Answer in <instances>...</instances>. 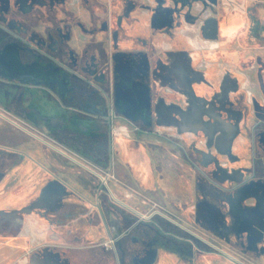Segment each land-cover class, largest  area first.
Returning a JSON list of instances; mask_svg holds the SVG:
<instances>
[{
	"label": "flooded vegetation",
	"instance_id": "obj_1",
	"mask_svg": "<svg viewBox=\"0 0 264 264\" xmlns=\"http://www.w3.org/2000/svg\"><path fill=\"white\" fill-rule=\"evenodd\" d=\"M154 1L146 0V3L147 5H153ZM79 3L80 0H0V59L2 50L9 44H14L19 49L22 60L28 63L35 59L42 68V72L37 76V82L41 84L38 87L16 82H7L4 86L0 85V116L6 119L9 118L25 126L31 132L35 131L33 133L36 135L31 134L8 119L12 124L10 132L12 136H9L19 139L17 142L24 143L28 141L20 139L25 134L32 136L35 142L38 143L36 150L47 159L43 162L42 159V161H39V159H33L27 154L17 152L15 147H13L17 142L12 143L6 137L0 143V173L3 174L9 169L12 170V167L17 165L13 169V177L19 178L23 173L21 171L23 163L31 159L33 164L42 167L50 175H57L55 172L57 171L69 174L70 176L73 174L83 176L87 172L92 177L99 179L97 174L87 171L84 165L75 160L82 161L84 159L92 166L98 168L102 173L109 174L108 187H110L109 182L113 180L114 187L116 184H120V188L123 189V177L126 175L132 178V175L130 169L122 159L121 162L128 174L124 173L120 174L121 176H117L114 172L113 166L115 163L112 152V141L119 136L113 135V128L126 130L129 135L128 139H132L134 143L139 142V136L146 133L145 128L149 127L151 122L156 121L155 115L150 112V96H147V94L149 95L148 92H150L151 84L153 87L156 84L153 78L156 79L157 76L162 77L163 74H165L166 78H170L174 72L181 74L185 78L188 67V63L186 62L187 57H184L186 60L179 61L178 57L182 54H176L171 56L169 65H166L164 68H157L154 67L153 61H151L150 56L146 52H138L127 57L122 52H117L115 55L111 53L113 62H116V59L118 60L115 63L116 72L114 73L116 91L111 93L108 72L101 68L97 57L100 55L99 57L102 58V55H104L105 62H108L107 52L103 45L104 40L98 39L93 41L97 44V48L94 51L88 47L92 44V38L103 33V31L106 32L109 23L107 18L108 12L106 9L98 12L86 7L81 13H78L76 6ZM210 4L212 5L213 3L210 2ZM65 5L72 6V10L69 9L68 11L64 8ZM34 9H37L42 14L43 12L47 14V18L41 20L42 23L38 24L37 29L39 31L37 32H32L24 19H19V17L32 13ZM127 10H123V14ZM101 14H104V18L100 20L95 18L96 16H101ZM48 22L49 24L44 27L43 24ZM115 22L120 24L121 19H116ZM139 26L142 30L151 31V28L146 23H140ZM120 28H118V32L121 31L122 28ZM111 39H113L112 46H116L118 42L114 34ZM75 42L80 45L85 44V46L80 51H77L75 46L72 45ZM130 44H135V41L129 40L128 45ZM138 44L145 47V37L141 38V40L139 39ZM185 44L186 46H192V43L188 41H185ZM211 46L215 45L211 44L208 47L212 52L219 49V45L213 49ZM194 49L197 51L196 54H200V50H202L200 47H194ZM215 55L212 54L213 60L216 59ZM199 68L206 69L207 65L202 63ZM231 69L233 70L229 65L223 68L222 78L218 83L214 82L213 79L214 76L218 75L215 73V69L211 68L202 72V74L197 76L195 91L203 93L204 88L211 89L209 97L211 103H214L218 101L220 96L219 91L222 93L223 90L236 89V100L234 102L237 103L236 106L238 108L234 110L236 106H230V111H234L231 112V115L236 117L238 116V111L248 113L245 104L246 102L249 103V90L246 89L248 84L244 82L242 74H238ZM244 97L245 100L243 101ZM172 125L175 126L173 123ZM179 127H185L184 122ZM258 133L264 135V131L262 132V130H258ZM131 135L135 136L132 137ZM254 135L250 136L253 140ZM167 143L168 147H163L161 148L162 150L172 149L171 143L176 144L180 148L181 155L191 163L197 173L213 174L216 180L224 182L218 185V193L224 196L226 195L224 190H228L226 192L228 197L226 196L223 199H220L217 192L213 193L210 190L211 193H208L209 195L207 196L211 200L216 201L220 206H224L221 210L227 223V228L221 226L213 233L215 236V243L213 244L215 250L214 252L208 251L207 254L227 255L239 264L235 258L227 254L218 245V242L232 245H236L238 242H245L248 250L256 249L257 252L261 251L264 258V236L262 234V229H264V190L256 188L252 181L254 178L264 180L262 176L257 175L258 172L255 167L257 161H263L264 159L260 155L261 153L264 154V143L260 142L262 144H260L262 146L260 148L261 151L260 153L256 152L258 158L254 155L253 161L255 162H253V166L252 164H248L247 166L246 159L248 156L246 153L244 167L252 168L245 171V178L239 184L230 181L231 178L237 177L235 175L237 170L226 172L229 164L234 162L235 157L222 158L225 159V162H221L220 157L213 154V156L205 154V151L211 153L218 150V148L220 149L215 140L208 139L205 141L204 146L196 145L195 140H192V148L197 153H193L192 149L186 150L175 138L168 139ZM241 144L245 145L246 152H248L249 148L247 144H244V141ZM200 151L204 152L203 158L207 164H212L217 160L221 162L222 167L225 168L223 169L218 165L221 169L219 171L221 176H217L216 173L211 172L212 169L203 167V163L200 164V161L198 162L190 157V152L196 155L200 154ZM148 153L153 164V171L157 172L161 170V167L157 164L159 162H156L153 158L154 154L152 153L154 151L152 147H150ZM196 156V158H201L200 155ZM98 158L104 159L100 160ZM244 167L240 170H245ZM248 172H251L250 175ZM247 177H249L248 181ZM32 179V177L27 178L29 182ZM71 179L75 181L77 186H84L83 179H75L73 177ZM63 181L65 180L63 179ZM3 185L4 183L0 186V190H2ZM102 189L101 186L95 191V200L100 205L105 203L110 207L109 210L107 209L103 213L102 220L107 226L111 225L110 227L113 230L117 229L115 233L118 238L114 250L102 249L103 253L107 256L106 263L104 264H172V261L166 260L163 255L168 253L175 256L174 263L176 264H203L204 250L192 238L176 235L153 219L147 221L136 219L133 213L123 209L124 212L117 208L118 206L115 207L116 205L106 197H109V192L102 191ZM110 189L112 188L110 187ZM15 195L23 197L22 194ZM104 197L105 199H103ZM24 199L29 206L38 204V202L34 201L30 203V199L28 198ZM227 204L232 207L235 206V209H229ZM77 206L81 207L84 204L68 200L61 209L52 211L57 216L55 222L61 224L62 228L72 230V228H67V220L75 219L77 213L74 209ZM86 206L91 208L92 204H87ZM185 209L186 206L182 212ZM175 210H173L174 214L168 211L165 212L175 217V214H180L177 213V209ZM34 212H40L39 219L44 222L43 217H46L44 210H34ZM152 212V214L157 213L156 209L152 210ZM115 213L118 214L117 217L114 216L116 215ZM254 213H257L258 216H253ZM112 215L114 218H117V226L113 225ZM163 217L174 222L167 215H163ZM235 222H238L237 226H235ZM239 222L251 225L253 232L251 239H249V235ZM253 226L257 227L260 231H256ZM99 229L100 225L98 224L90 225L85 229V234L95 239V235L99 233ZM92 230L96 231V234H93ZM186 232L188 236H195V240H202L200 235L190 230H186ZM254 233L259 238L257 246L253 245L256 243ZM76 234L74 232L68 235L71 240H69L70 244L75 243ZM68 236L64 238V242L68 241ZM241 238L243 241H240ZM261 241L262 244L260 245ZM66 249L69 248L57 246V249H54L53 252L50 250L40 251L32 257L31 263L38 259V264H44V256L48 252L59 256L66 263L73 262L71 257L65 253ZM34 264L36 263L34 262Z\"/></svg>",
	"mask_w": 264,
	"mask_h": 264
},
{
	"label": "rangeland",
	"instance_id": "obj_2",
	"mask_svg": "<svg viewBox=\"0 0 264 264\" xmlns=\"http://www.w3.org/2000/svg\"><path fill=\"white\" fill-rule=\"evenodd\" d=\"M210 2L213 4L211 5ZM71 7L70 5L64 6L68 11L69 9L72 10ZM76 7L78 13H81L86 7L97 10L98 12H102L103 9H106L108 12L107 18L109 23L106 32L103 31V33L92 38V44L88 47L90 50L94 51L97 48V44L93 41L98 39L104 40L103 45L107 52L108 62H105L104 55H102V58L99 57L100 55L97 57L101 68L108 72L111 93L116 91L114 73L116 72L115 63L118 62L117 59L116 62H113L111 53L115 55L117 52H122V54L127 57L138 52H146L150 56L151 61H153L154 67L157 68H164L166 65H169L171 56L175 54H182L187 57L189 65L185 78L176 72L172 73L170 78H166L164 76L165 74H163L162 77L157 76L156 79L153 78L156 84H154V87L151 84L150 92H148L149 95L147 94V96H150V112L155 115L156 121L151 122L149 127L145 128L146 133L139 136V142L134 143L132 139L126 138L129 141V143H127V150L132 155L143 153L150 160L148 151H150V147H152L154 151V153H152L154 154L153 158L156 162H159L157 164L161 167V170L158 171V180H160L158 182L166 186V189L170 187L171 190L168 192L165 191L166 189H162L165 192V197L163 195L159 197L157 195H150L146 190V186L149 184H143L140 174H137L135 167L132 166V178L126 175L123 177V189L120 188V184H116L114 187L113 180L109 182L114 194L117 195L119 199L123 200L127 206L123 208L120 204L115 203L110 196L106 197L116 205L115 207L118 206L117 208L120 210L124 209L125 211L127 210L133 213L136 219L140 221L153 219L161 223L165 229L172 231L176 235L192 238L206 252H214L215 249L213 244L215 243V236L213 233H209L205 230L199 232L196 229H192V225L186 223V218H184L181 213L185 206L195 202V199L203 196L202 192H204V187L207 188L208 191L210 190L213 193H218V185L224 182L218 181V179L216 180L213 174L197 173L191 163L181 155L180 148L176 144L171 143L173 146L171 147L172 149L166 151L161 148H167V140L175 138L186 150L192 149L193 153H197L195 152L196 150H193L191 141L195 140L196 145L204 146L205 141L209 139L207 130H216L215 132L217 134L219 132L222 133L224 142L228 141L229 136H231L233 132L230 125L227 124L224 126L225 129L217 128L220 124L222 125L226 122L227 109L224 105L218 107L211 103L209 97L212 91L211 89L204 88L203 93L195 91L197 76L213 68L215 69V73L218 74L214 76L213 79L214 82L218 83L222 78L223 68L229 65L236 73L242 74L244 82L249 84L247 80L250 79V86L253 87L256 85L254 79L252 80L251 72H260L264 70V32L260 17V13L264 9V0H155L153 5H147L146 0H80V3ZM125 9L128 10L123 14V10ZM46 15V12L42 14L38 12L37 9H34L32 13L19 17V19H24L26 25L32 32H37L39 31L37 29L38 24H41V20L47 18ZM77 16H79V14H77ZM95 18L100 20L104 18V14L96 16ZM116 19H121L120 24L115 22ZM140 23L149 25L151 31L142 30L139 26ZM47 24H49V22L44 23L43 26L45 27ZM119 27L122 29L120 28L121 31L118 32L117 30ZM218 29L225 34H231V36L223 38L222 34L218 32ZM113 34L118 42L116 46H112L113 39L111 38ZM143 37H145V47L138 44V40H141ZM129 40H134L135 44L128 45ZM185 41L192 43V46H186ZM207 41H209L208 44L206 43ZM211 44L215 45L211 46L212 49L216 48L217 45H219V49L213 52L210 51L208 47ZM72 45L75 46L77 51H80L85 46V44L80 45L76 42ZM193 45L194 47L202 48L200 54H196L197 51L194 49ZM212 54H216V59L213 60ZM202 63L207 65L206 69L199 68ZM252 98L255 103L256 97L253 96ZM159 100H163L164 102L160 104L158 102ZM244 100L245 97L243 98V101ZM171 114L174 118H177V120L182 123L184 122L186 127L184 131H180L170 124ZM254 118L256 119L250 118L248 121L244 122V126L240 133L247 138L248 148L250 147V143H253L255 148L254 155L258 158L256 152L260 153V148L262 147L259 139L264 136L258 133V130L264 131V121H257L258 117H256V115H254ZM255 131L257 132L255 133ZM251 133L255 134L254 140L253 138L251 139L252 142H250ZM1 136H3V134H1ZM131 136L134 137L135 135ZM213 136H215V134ZM6 137L10 139L12 143L19 140L15 139V137L11 138L9 135ZM20 140L28 141L26 143L28 147L25 149L27 151L30 149V154L37 156L34 149L38 148V143L35 142L32 136L25 134ZM123 147L124 143L122 141H118L116 138L113 139L112 152L115 163L113 167L117 176H121L120 174L124 173L128 174L121 162L122 157L120 153ZM248 151L250 153V150ZM203 153L204 152L200 151V154L196 155H200L201 158H196L197 156L190 152V157L198 162L200 161V164L203 163V167L209 168L210 170L212 169L211 172L216 173L217 176H221V174H219L221 169L218 168V164H207L203 158ZM260 155L264 157L263 153ZM250 156L251 154H249L246 159L247 166L248 164H252L253 166V162H255ZM30 157L32 158V156ZM103 159L104 158L100 160ZM220 160H222L221 162H225V159L221 158ZM39 161L42 160L39 159ZM82 162H85V160L82 159ZM154 166H156V164H154ZM16 167L17 165L12 168L15 169ZM255 167L258 172L257 175L264 178V159L263 161H257ZM151 168L153 169L152 163ZM13 169H9L3 174L0 173V186L4 183L2 190H0V196H5L8 193L22 194L23 199H30V203L32 201L38 202L36 207L42 208L46 213V217H43L45 227H40L39 232H46L45 235L47 236H45L43 240L34 239L33 230L37 222L30 216L27 235L28 247L26 252L20 257L16 255L10 256L6 260V263L8 260H11L12 264H20L21 262L31 264V259L36 253L43 250H50L53 252L54 249H57V246L52 245V242H50L52 241L51 237L54 233H62L65 238L70 233L74 232L77 233L75 236V243L70 244L71 240L69 236L67 237V242H64V238L61 240L62 245L69 248L66 249L65 253L71 257L73 262L78 264L106 263L107 256L102 251V242L99 246H96L92 236H87L85 234V229L88 228V226L101 224L103 213L107 210L106 206L97 207V205H94L95 191L103 185L100 178L98 177L99 179H97L92 177L87 172L83 176L73 174L71 177L83 179L84 186L80 187L74 184L71 178V180L68 179L69 183L63 181V178L68 177L61 172L55 171L57 175H50L49 172L42 167L33 164L31 159L23 163L21 169L23 173L21 177H13ZM245 171H247V169L243 171H238L237 169L235 174L237 177L231 178L230 181L237 184L242 183V179L245 178ZM250 173L248 172L249 175ZM28 177L33 178L31 182L27 180ZM248 178L249 177H247V181ZM150 181L151 183L148 189H152L151 186L157 184L152 178ZM252 181L256 188L264 190V180H257L254 178ZM114 183L116 182L114 181ZM117 188L120 189V193L117 192ZM224 191L226 194L224 196L218 193L220 199L226 196L228 197L226 193L228 190ZM208 193L209 192L205 193L206 196L209 195ZM103 199H105V197ZM68 200H74L78 203L92 202L91 208L88 206H86L87 208L83 206L75 207L74 210L77 216L75 219H68L66 225L67 228H72V230L62 228L61 224H57L55 222L57 216L52 212L61 209ZM131 208L134 209L135 212H133ZM154 209H156L157 213L152 214V210ZM175 209H177V213L180 214H175L176 216L174 217L169 213L174 214L175 212L173 210ZM32 214L35 216L37 215L34 213ZM117 215L118 214L114 216L117 217ZM142 215H145V217ZM163 215H167L174 222L167 220ZM253 216L257 217L258 214L254 213ZM116 219L117 218L113 217L112 221L113 225L117 226ZM187 229L200 235L202 240H195V236H188L186 232ZM109 231L115 233L117 229L113 230L112 227H109ZM91 232L96 234V231L92 230ZM262 234L264 236V229H262ZM89 235L91 234L89 233ZM240 241H243V239L241 238ZM261 244L262 241L260 245ZM1 245L2 243L0 242V246ZM218 245H220L227 254L235 258L239 264H264L262 252H257L256 249L248 250L245 242H238L236 245L218 242ZM5 256L6 254L4 251L1 250L0 263L3 258H6ZM218 256L224 257L223 259L227 263L237 264L235 261L228 258L227 255V257L222 254H218ZM219 261V258L216 259V264H224V262ZM4 262L5 260L2 263ZM9 263L10 262L7 264Z\"/></svg>",
	"mask_w": 264,
	"mask_h": 264
},
{
	"label": "crops",
	"instance_id": "obj_3",
	"mask_svg": "<svg viewBox=\"0 0 264 264\" xmlns=\"http://www.w3.org/2000/svg\"><path fill=\"white\" fill-rule=\"evenodd\" d=\"M260 17H261V25L263 27V32H264V9L261 11ZM218 32L222 34L223 38H227L231 36V34L228 35V34L223 33V31H221L220 29H218ZM208 42L209 41H207L206 43L208 44ZM216 44H219V43H216ZM184 57L185 56L180 55L178 57L179 61L186 60ZM0 60H1L0 61V85L2 84V86H4L7 84V82H16V83H21L25 85H31L33 87H38L39 85H41L40 83L37 82V76L39 75V73L42 72V68L40 64L37 61H35V59L31 60L28 63L22 60L20 53H19V49L17 48L16 45L9 44L8 46H6L2 50ZM186 62L187 63L189 62L188 59L186 60ZM251 77H252V80L254 79L256 85L254 84L255 86L253 87L250 86L251 80L248 78L249 80L247 81H249V84L247 83L248 86L246 89L249 90L248 91L249 103L246 102L245 104V108L248 111V113L247 112L243 113L242 111L241 112L238 111V116L235 117L231 115V112H234V111H230V106L237 105V103L234 102V100H236L235 99L236 98L235 94L237 93L236 89H232L228 91L223 90L222 93L219 91L218 93L220 96L218 98V101H215L214 103H212L213 105L218 106V107H221L222 105H224L227 109L226 122H224V124L222 125L220 124L217 128L225 129L224 126L228 124L230 125L233 132H232V135L229 136L228 141L224 142L222 133L219 132L217 134L215 132L216 130L215 131L207 130L209 134V139L215 140V143L217 144L218 147H220V149L218 148V150L211 152V153L209 151H205V154L207 156L213 154L220 158H234L235 157L234 162L229 164V167L227 168L226 172L230 170L231 171L237 170V169L238 171H241L240 169H242L245 166L244 162L246 159V153H247V156L251 154L250 156L251 159L254 158L255 148L253 146V143H250V147L248 149L250 150V153L249 151L246 152L245 145L241 144L243 141H244V144H248L247 139L244 138L243 135L240 133L242 127L244 126V122L248 121L250 118L256 119L254 118V115L258 117L257 121H264V70L260 72H257V71L251 72ZM253 96L256 97L255 103L252 100ZM158 102L162 104L164 101L159 100ZM237 108L238 106H236L234 110H237ZM158 122H161V121H158ZM172 123L180 131H184L186 128V127H179V126H182L181 121L177 122V118H174L173 115L171 114L170 124ZM11 126L12 124L8 121V119L0 116V143H2V139H5L7 135L12 136L10 134L12 130ZM1 134H3V136H1ZM214 134L215 136H213ZM153 139H156V138H153ZM251 139L252 138L250 137V142H252ZM125 140H128V139H125ZM239 141L241 142L239 143ZM260 142L264 143V136L260 138ZM13 147H15L17 152L27 154L28 156L30 154V149L28 151L25 149L28 146L24 142H17L16 145H14ZM34 151L37 153V156L30 154V156H32L33 159H42L43 162L47 160L46 157L42 155L41 153H39L36 149H34ZM140 156L142 158L144 157L148 166L150 165L148 167L149 176H151L152 179L157 182L156 185L154 184L155 186H152L153 190L148 189V188L146 190L148 191L150 195H153V196L157 195L158 197L160 195H163L165 197V192L162 189H166V186L159 184L158 181L160 180H158V171L157 172L153 171V169L151 168V162L150 160H148L149 158H147L145 154L143 153L139 155L133 154L131 163L129 162L126 163L123 157H122V161L128 166V168L130 169V172L132 173V166L136 167L137 161L138 162L141 161ZM215 163H218V165H220L221 167L223 166L219 160H217L213 164ZM244 168L245 170L246 169L249 170L250 167L249 168L244 167ZM65 175H67L68 178H63V179L65 180V182L69 183L68 179H70L71 176L69 174H65ZM73 183L76 184L75 181H73ZM119 190L120 189H117L118 193H120ZM169 190H171L170 187H168L165 191L169 192ZM206 192L211 193L210 191H208L207 188L204 187V192H202L203 196H201L200 199H196L195 202H192L189 205H187L185 211L182 212L181 215L184 216V218H186L185 221L188 225L189 224L192 225V229H196L199 232L205 230L209 233L210 232L215 233V231L218 230L219 227L221 226H224L227 228V225H226L227 223L224 218V214L221 210L223 209L224 206L222 205L220 206L219 204L216 203V201L208 198L205 194ZM83 204H84L83 207H85L87 204L89 205L92 204V202H86ZM94 205H97V207H100L101 205L102 207L106 206L108 210L110 208L105 203H102L100 205L99 203H97L96 200H95ZM36 206L37 205L29 206L27 204V201L23 199L21 195H15L13 193H9L5 196L0 197V242L2 243V245L0 246V251L3 250L4 253L6 254L5 256L6 258H3L0 264H7L8 262H10L9 264H12L11 260H8V262L6 263V260L10 256L16 255L20 257L21 255H24V252H26V249L28 247L27 235H28V228H29L28 225H29L30 216H32L34 220L37 222L36 223L37 225L35 229L33 230L34 239L43 240V238L46 236L45 235L46 232H43V233L39 232V228L43 226L45 227V225H44V222L39 219L40 212L38 213L34 212V210L41 211L42 208H37ZM227 207L229 209L231 208L235 209V206L232 207V206H229V204H227ZM32 213H35L37 215L35 216ZM250 213L252 214V212ZM190 216L191 217L193 216V217L191 218ZM234 224L235 226H237L238 222H235ZM239 224L242 226V228L246 230L247 234L249 235L248 236L249 239H251L253 236L251 225L249 223H244V222H239ZM109 227L110 226H107L103 220L101 221L99 233L95 235V239H94V243L96 246H99L101 242L103 243L110 236L116 235V233L109 231ZM254 229H256V231L258 230L257 227H254ZM259 231L260 230H258V232ZM254 234L256 237V241H255L256 243L253 245L257 246L259 242V238L256 233ZM63 238L64 237L62 233H56V234L54 233L53 237H51L52 241L50 242H52L51 243L52 245L61 247L63 246L61 243V240H63ZM203 253L205 254V256L202 259L203 264H216L215 260L218 258L220 260L219 262H224V264H230V263H227L223 259L224 257L218 256V254L210 255V254H207L205 250ZM163 255L165 256L166 260L172 261V264H176L174 263L175 256L173 254L168 253V254H163ZM4 260L5 262L2 263ZM43 261H44V264H78L75 262L66 263L59 256L55 254H51L50 252H48L44 256ZM34 262L36 264L39 263L38 259L32 261L31 264H34ZM20 264H27V263L21 262Z\"/></svg>",
	"mask_w": 264,
	"mask_h": 264
},
{
	"label": "built area",
	"instance_id": "obj_4",
	"mask_svg": "<svg viewBox=\"0 0 264 264\" xmlns=\"http://www.w3.org/2000/svg\"><path fill=\"white\" fill-rule=\"evenodd\" d=\"M9 119V118H8ZM11 120V119H9ZM14 124H16L17 126H19L20 128H22L23 130L25 131H28L29 133L31 134H35L31 131L28 130V128H26L25 126L21 125V124H18L16 122H14L13 120H11ZM36 135V134H35ZM113 135L114 136H122V137H128V133L126 130H123L121 128H113ZM76 161H78L79 163H81L82 165H84V168L89 171V172H92V173H95L98 175V177L100 178V180L102 181L103 185H102V191H108L109 192V196L112 198V200L115 202V203H118L120 204L121 206H123V208L125 206H127L123 200L119 199L117 197V195L114 194V191L112 189H110V187H108L107 185V182L109 180V174H105V173H102L101 171L99 172V169L96 168L95 166H92L89 162H82V161H79L77 159H75ZM128 197V196H127ZM131 210L133 212H135L134 209L131 208ZM137 212V211H136ZM143 217H145V215H142ZM117 235L115 236H110L106 241H104L102 243V247L104 249H107V250H114L115 249V245H116V242H117Z\"/></svg>",
	"mask_w": 264,
	"mask_h": 264
},
{
	"label": "water",
	"instance_id": "obj_5",
	"mask_svg": "<svg viewBox=\"0 0 264 264\" xmlns=\"http://www.w3.org/2000/svg\"><path fill=\"white\" fill-rule=\"evenodd\" d=\"M116 139L119 141H122L124 143V147L120 153L121 157H123L125 159L126 162L131 163V159H132V154H130L127 150V143H129L128 140H125L126 138L124 137H116ZM139 157V156H137ZM141 157V156H140ZM148 158V157H147ZM149 160V159H148ZM141 165V166H140ZM150 166V165H149ZM148 164L146 163V160L144 159V157H141V161H137V166L135 167L136 169V173L140 174L141 178H142V182L143 184H149L148 186H146V188H149L150 183H151V176H149V169H148ZM142 169V170H140ZM152 187V186H151Z\"/></svg>",
	"mask_w": 264,
	"mask_h": 264
}]
</instances>
